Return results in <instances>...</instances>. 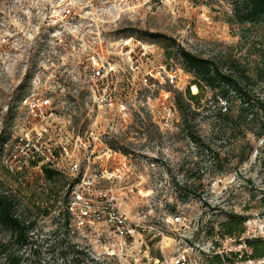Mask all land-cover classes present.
Listing matches in <instances>:
<instances>
[{"label":"rangeland","instance_id":"obj_1","mask_svg":"<svg viewBox=\"0 0 264 264\" xmlns=\"http://www.w3.org/2000/svg\"><path fill=\"white\" fill-rule=\"evenodd\" d=\"M234 1L0 0V185L36 219L42 253L34 264H64L60 252L72 244L84 252L79 264H173L181 255L186 264H210L215 253L230 251L240 252L227 255L231 264H264L238 262L251 255L246 240L264 239V137L248 136L253 149L242 164L233 149L239 142H231L222 150L227 172L214 175L209 156L181 130L174 101L178 92H198L174 57L177 45L206 58L246 56ZM247 36L250 45L259 42L253 28ZM102 57L130 72L122 73L111 110L99 108L81 84ZM31 93L53 95L73 137L99 135L97 153L77 156L88 186L76 184L64 160L50 180L42 165L6 170V142ZM197 121L206 133L210 119ZM193 167L205 175L203 184L181 201L172 177L180 181ZM79 196L103 214L118 210L133 236L122 239L106 219L89 218ZM230 212L246 218L239 239L217 234Z\"/></svg>","mask_w":264,"mask_h":264},{"label":"trees","instance_id":"obj_2","mask_svg":"<svg viewBox=\"0 0 264 264\" xmlns=\"http://www.w3.org/2000/svg\"><path fill=\"white\" fill-rule=\"evenodd\" d=\"M235 22L242 26L241 41H245L244 58L226 53L219 58H206L195 55L177 45L174 57L183 69L193 77L198 92L190 90L178 92L174 96L180 116L181 130L200 153L207 154L210 166L215 173H226L224 148L233 141L239 142L237 164L248 160L252 153L249 135L256 139L264 137V0H235L233 4ZM257 35L259 42L248 43L247 33ZM210 119L209 129L202 132L199 117ZM8 141V140H7ZM47 179L57 176L58 171L43 167ZM204 174L199 168H189L182 174V180L172 182L179 192L181 201H186L192 185H202ZM40 209V207H38ZM45 210L44 214H48ZM246 218L225 213L219 222L217 234L222 238H241L245 232ZM36 219L29 217L27 211H20L16 196L0 185V264L39 263L42 246L35 240ZM212 232L209 236H212ZM251 255L238 262L264 258V239L246 240ZM50 245L47 244L49 251ZM83 250L76 245H68L61 250L59 258L67 264H79ZM227 255L238 256L240 252L215 253L210 264H231ZM236 264V263H233Z\"/></svg>","mask_w":264,"mask_h":264},{"label":"built area","instance_id":"obj_3","mask_svg":"<svg viewBox=\"0 0 264 264\" xmlns=\"http://www.w3.org/2000/svg\"><path fill=\"white\" fill-rule=\"evenodd\" d=\"M66 17L72 14V9L67 8ZM78 25L82 21H76ZM97 66L84 74L81 81L82 87L89 90L96 98L99 108L111 110L116 94L120 91V77L122 73L130 74L129 69H119L116 65L106 61L105 57L99 59ZM131 69V68H130ZM22 108H25L23 115L15 119L14 132L8 139L10 151L5 157V168L14 173L23 167L42 165L51 169L59 168L61 161L65 162L71 174L78 175L76 184H89L77 156L79 153L93 155L98 152L96 147L100 141L99 135L90 130L84 136L73 137L66 129L63 121L59 120L60 105L54 100L53 95L31 93L21 101ZM65 127V128H64ZM68 131V132H67ZM89 160L87 168H89ZM55 170V169H54ZM87 210L84 214L94 221L106 219V222L114 228V233L120 238L133 236L134 229L130 228L126 218L118 210H111L105 214L91 207L89 201L82 196L78 197ZM70 211L73 207L70 203ZM173 264H186L183 255L174 259Z\"/></svg>","mask_w":264,"mask_h":264}]
</instances>
